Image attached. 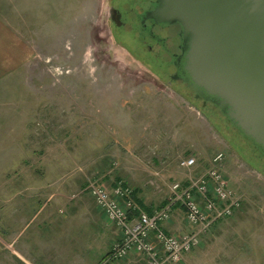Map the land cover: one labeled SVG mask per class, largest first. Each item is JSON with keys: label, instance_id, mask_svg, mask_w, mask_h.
<instances>
[{"label": "rangeland", "instance_id": "obj_1", "mask_svg": "<svg viewBox=\"0 0 264 264\" xmlns=\"http://www.w3.org/2000/svg\"><path fill=\"white\" fill-rule=\"evenodd\" d=\"M111 2L0 0V264H145L107 263L121 233L88 188L156 211L212 167L242 207L178 264H264V151L119 47ZM162 227L195 231L177 207Z\"/></svg>", "mask_w": 264, "mask_h": 264}, {"label": "water", "instance_id": "obj_2", "mask_svg": "<svg viewBox=\"0 0 264 264\" xmlns=\"http://www.w3.org/2000/svg\"><path fill=\"white\" fill-rule=\"evenodd\" d=\"M152 17L183 27L197 98L264 151V0H160Z\"/></svg>", "mask_w": 264, "mask_h": 264}, {"label": "built area", "instance_id": "obj_3", "mask_svg": "<svg viewBox=\"0 0 264 264\" xmlns=\"http://www.w3.org/2000/svg\"><path fill=\"white\" fill-rule=\"evenodd\" d=\"M222 161V155L215 159V163ZM196 165L194 158L181 162V168L188 171ZM172 190L175 203L166 204L150 215L140 209L128 189L115 188V194L124 201L122 206L102 185L95 183L88 188L97 207L121 233L120 240L113 245L108 256V263L138 254L144 257L145 264H178L199 245L202 232H208L216 224L232 218L242 207V201L216 167L188 185L174 184ZM175 207L185 214L194 232L176 236L163 229L162 225L170 219Z\"/></svg>", "mask_w": 264, "mask_h": 264}, {"label": "flooded vegetation", "instance_id": "obj_4", "mask_svg": "<svg viewBox=\"0 0 264 264\" xmlns=\"http://www.w3.org/2000/svg\"><path fill=\"white\" fill-rule=\"evenodd\" d=\"M159 4L160 0H112L108 22L116 44L158 75L168 78L170 86L176 85L178 91H190L197 100L201 99L203 109L212 106L217 109L208 95V100L197 98L186 69L183 27L152 17Z\"/></svg>", "mask_w": 264, "mask_h": 264}, {"label": "crops", "instance_id": "obj_5", "mask_svg": "<svg viewBox=\"0 0 264 264\" xmlns=\"http://www.w3.org/2000/svg\"><path fill=\"white\" fill-rule=\"evenodd\" d=\"M5 23H6L5 21H2V22H1V20H0V33H2V35H3V36L0 35V37L4 39V44H5L3 48H5L6 45H7V29H8V28H7V26H6ZM5 58H6V57H5ZM4 61H5V60H4ZM173 229H174V228H170V229L165 228V231L168 232L169 234H173V233H172V231H174Z\"/></svg>", "mask_w": 264, "mask_h": 264}, {"label": "trees", "instance_id": "obj_6", "mask_svg": "<svg viewBox=\"0 0 264 264\" xmlns=\"http://www.w3.org/2000/svg\"><path fill=\"white\" fill-rule=\"evenodd\" d=\"M259 148H260V147H259ZM260 149H261V148H260ZM124 187H125V186H124ZM138 194H139V191H138V190H136V191L133 192V197H134V199H136V200H135L136 203L138 204V206L140 207V209H141L142 211H144V212H146V213L152 215L153 212H154V210H153L152 208L145 207V206L143 205L142 201L139 200V199H137ZM165 205H166V204H163L162 207H164Z\"/></svg>", "mask_w": 264, "mask_h": 264}]
</instances>
